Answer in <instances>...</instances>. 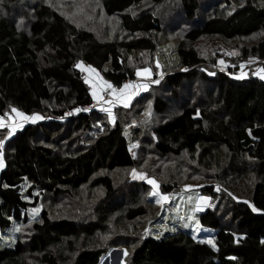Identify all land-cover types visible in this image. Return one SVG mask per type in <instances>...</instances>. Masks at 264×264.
<instances>
[{
	"label": "trees",
	"instance_id": "1",
	"mask_svg": "<svg viewBox=\"0 0 264 264\" xmlns=\"http://www.w3.org/2000/svg\"><path fill=\"white\" fill-rule=\"evenodd\" d=\"M98 1L104 16L118 17L121 33L128 38L110 41L104 33L97 38L80 30L69 21L72 17L62 15L57 0H1L0 117L15 108L26 116L43 118L35 124L24 123L0 145L4 164L0 230L12 221L20 229L14 247L0 250V264H99L108 248H98L97 238L109 232L121 238L124 232L116 226L133 224L148 213L140 196L148 189L144 183L131 181L117 188L108 175L143 164L142 158L136 160L132 154L139 155L138 150L129 149L130 120L125 126L116 120L112 126L95 109L81 67L95 69L115 88L135 81V69L140 67L128 66L125 56L154 50L155 35L165 33L168 26L176 29L167 24L175 8H164L169 0ZM173 1L180 10L175 18L191 25L185 32L187 42L243 41L262 35L251 56L264 62V0ZM142 6L146 8L141 10ZM61 7L66 8L63 2ZM20 16L18 26L15 20ZM177 55L183 70L167 77V85L178 91L182 82L200 75L207 84L213 82L196 50L182 46ZM215 81L216 91L205 94L195 106L169 111L161 99H155L152 111L157 125L152 135L138 141H145L150 149L143 156L151 153L170 159L186 152L204 169L217 167L224 156L232 172L239 166L243 173H251L250 204H231L228 215L235 233L221 226L216 212L199 215L201 226L216 232L215 249L184 232L161 239L142 235L126 264H264V80L238 81L222 72ZM142 96L137 95L127 107H115L130 113ZM177 187L162 184L161 194ZM96 188L104 191L103 197L81 223L71 217L53 220L44 207L48 197L54 203L71 201L81 198L84 190ZM211 190L207 189L209 194ZM37 205L40 213L31 220L27 211ZM152 206L155 213L157 208ZM119 247L130 251L125 244Z\"/></svg>",
	"mask_w": 264,
	"mask_h": 264
},
{
	"label": "rangeland",
	"instance_id": "2",
	"mask_svg": "<svg viewBox=\"0 0 264 264\" xmlns=\"http://www.w3.org/2000/svg\"><path fill=\"white\" fill-rule=\"evenodd\" d=\"M23 1L24 0H20V2ZM57 1L58 8H60L62 15L67 19L72 17L69 21L76 24L80 30L89 31L97 38H99L100 33H104L110 38V41L129 37L128 34L121 33L118 17L108 18L101 13L98 0H76L75 3L68 0ZM62 2L63 7L66 8L61 7ZM75 7H77V10H75ZM168 7L171 8V11L173 8H175V10L174 13H172V21L167 24L176 26V29L171 30L170 26H168L165 29V33H160L159 36L155 35L154 50H144L125 56L128 66L131 68L140 67L135 69V81L127 83L134 87L127 89L126 93H136L132 96L128 105L131 104L137 95L143 94L141 98L137 99L138 101L133 111L125 113L123 109H117L115 106L120 99H117V96L113 95L112 89L104 87L103 82L106 81H104L98 73L88 71L87 67H81L83 70L82 76L84 80L87 81L86 84L91 94L93 90H96L98 96L102 97V99H98L96 100L97 102L94 103L95 109L104 114L106 120L112 126L116 123V120L123 121V126H125L126 121L130 120L127 127V135L130 141L129 149L131 152L134 148L138 150L139 155L137 152L132 153L133 156H136V160L140 158L143 159V164L133 168L136 170L137 174L144 173L148 178L154 179L157 182V190L160 194V187L162 184L174 183L178 186L171 193L161 194L166 196L167 199L161 203H157L156 201L159 199V196L149 195V193L153 191L152 186L146 180L133 179V169L109 173L108 175L111 176V180L117 188L123 185L128 186L133 184L131 181H138L147 186V191L141 192L140 196L143 195L144 197V199L141 197V200L148 213L133 224L116 226L117 230L124 232L121 238L115 237L111 232L105 237L99 236L97 238L99 239L98 248H103L104 246V248H108L107 253L101 258L99 264H102L113 250L123 251V257L121 259L122 253L118 254L117 251H115L112 253L113 256L111 255L108 264H118L120 259L121 264H126V262L124 263L126 257L130 256L133 250L141 243L143 239V237H141L142 235H144L145 238L161 239L166 235L184 232L190 234L194 239L209 244V240L214 242L216 232L215 230L201 226L199 221L200 214L207 210L216 212L220 218L221 226L234 232V224L228 215L231 204L233 202L250 204L253 184L251 173L249 171L243 173L242 169L240 171L239 166L235 168L236 172H232L229 166L230 164L228 165L225 163L227 158L224 156L219 165L211 169L198 167L195 159L186 152H183L179 157H171L170 159H160L158 155H153L151 153L144 154L145 157L143 156V153H149L150 149L145 141H138V139L143 137V135L145 137L146 135H152L153 127L157 125V115H154L152 111V103L155 99H161L162 103L166 105V110L169 111H174L179 107L186 108L187 106H195L201 97H205V94L216 91L214 87L216 83V74L222 72L227 73L229 78L243 81L244 79L260 78L261 73L259 70L264 69V62L251 56L252 47L257 44L262 35L256 34L247 38L248 40L245 39L243 41H222L218 38H213L201 39L196 42H187L184 39L186 35L185 32L191 28V25L180 18H175L180 10L173 0H169L164 4V8L170 11ZM145 8L146 6H142L141 10ZM28 16L27 13L24 17ZM21 17L23 16L15 20L18 26L20 24L18 21ZM182 46L196 50L199 57L204 60L202 68H204V71H209V78L213 80V82L210 83L211 87H209L210 84H207L204 79L201 78V75L197 79L185 80L182 82L178 91H175V89L166 84L165 80L167 77L183 70L177 55V50L180 47L182 48ZM221 61H223V63H220ZM157 63L159 67H157ZM242 64L244 65L243 68H241ZM145 68L150 70V78L146 79L143 76L138 77L136 75L137 70H143ZM204 71L202 70L201 73H205ZM96 81L100 85L99 89L95 88ZM147 83L150 85V88L145 93H142L143 89L135 88L136 85ZM121 88H123V86L115 89L119 91ZM174 92H177L176 98L173 97ZM106 108L111 109V120L108 113L102 110ZM9 117H11V119H9ZM3 118L4 126L0 127V137L3 141L6 140V137L7 139L9 138V124H15L17 122L23 125L24 123L35 124L40 121H19V118H17L12 111L5 114ZM160 120H165V118ZM20 128L21 127L17 128L16 131ZM16 131L12 135H14ZM0 158L3 160L2 151H0ZM2 168H0V170H2ZM208 188L212 189L211 194L208 193ZM103 193L104 191L98 188L95 190L87 189L82 192L81 198L71 201L62 200L55 203L51 197H48L44 202V207L53 220L71 217L74 218L76 223H81L85 221L86 218H89L93 206L100 201L103 197ZM144 201L148 203V205H146ZM151 204L153 205L152 207L157 208L155 213L151 211ZM198 204L200 205V210L194 211ZM37 208L39 212L32 211ZM68 212L78 216V218ZM39 213V205L34 208H29L27 211L28 217L31 220L37 219ZM185 225H187V227ZM19 230V224L15 221H12L8 228L0 230V250L14 247L19 237ZM120 244H125L127 248H130L127 255H125L126 251L122 247H119Z\"/></svg>",
	"mask_w": 264,
	"mask_h": 264
},
{
	"label": "snow or ice",
	"instance_id": "3",
	"mask_svg": "<svg viewBox=\"0 0 264 264\" xmlns=\"http://www.w3.org/2000/svg\"><path fill=\"white\" fill-rule=\"evenodd\" d=\"M220 63H223V61H221ZM157 67H159L158 63H157ZM243 67H244V65L242 64L241 68H243ZM88 71L95 72V69H92V68L89 67ZM259 72L261 73L260 78L264 79V69H260ZM136 75L138 77L139 76H143V77H145L147 79V78H150L151 72H150L149 69L145 68L143 70H137ZM103 85L106 88L112 89L113 95H116L117 99H120L125 107L128 106V103L132 99V96L135 95V92L126 93L127 89H129L131 87H134L131 84H125L123 86V88L119 89V91L117 89L113 88L112 85L108 84L107 82H103ZM135 88H137V89H146L147 88V84L136 85ZM101 90H103V89H101ZM92 97H93V100L102 99V97L98 96L96 90H93ZM110 103H113V102H110ZM102 110L108 113L109 118L111 120L112 119L111 109L110 108H106V109H102ZM76 111L79 112V111H81V109H76ZM83 111H88V109H83ZM12 112L15 113V116L17 118H19V121H25L26 122V121L31 120L32 122H35L36 120H39V119L43 118V117H40L38 115L26 116L23 112H20L19 110L15 109V108L12 109ZM3 119H4L3 117H0V127L4 126ZM9 119H11V117H9ZM22 126H23V124L20 123V122H17L15 124H9V126H8V128H9L8 135L11 136L16 131L17 128L22 127ZM5 139H7V137ZM3 143H4V141L0 140V145H3ZM3 166H4L3 165V160H2V158H0V168H2ZM132 177H133V179L146 180L152 186L153 191L150 192L149 195L150 196H159V199L156 201L157 203H161L162 201L167 199L166 196H163V195H161L158 192V190H157L158 189V185H157V182L154 179L148 178L144 173L137 174L135 169H133V171H132ZM250 207H252V210L254 212L258 211L254 206L250 205ZM199 210H200V205L198 204L197 207L194 209V211H199ZM32 211L33 212H39V209L38 208L37 209H33ZM185 226L187 227V225H185ZM208 243L211 244L212 247L215 249L216 246H215V244H214V242L212 240H209ZM262 243H264V241H262ZM125 255H127V252H125Z\"/></svg>",
	"mask_w": 264,
	"mask_h": 264
},
{
	"label": "crops",
	"instance_id": "4",
	"mask_svg": "<svg viewBox=\"0 0 264 264\" xmlns=\"http://www.w3.org/2000/svg\"><path fill=\"white\" fill-rule=\"evenodd\" d=\"M152 82V81H150ZM149 83V82H148ZM147 83V89H143V92L142 93H145L149 88H150V85ZM95 88L99 89L100 88V85L99 83L96 81V84H95ZM142 91V90H141ZM136 94V93H135ZM97 102L96 100H94L93 103ZM116 106H124L123 103L121 102V100L118 101V103L116 104ZM95 107V106H94ZM114 107V106H113Z\"/></svg>",
	"mask_w": 264,
	"mask_h": 264
},
{
	"label": "water",
	"instance_id": "5",
	"mask_svg": "<svg viewBox=\"0 0 264 264\" xmlns=\"http://www.w3.org/2000/svg\"><path fill=\"white\" fill-rule=\"evenodd\" d=\"M115 251H117V250H115ZM114 250L110 253V255L103 261V263L102 264H108V262H109V259L111 258V255H112V253L113 252H115ZM117 253H119V251H117Z\"/></svg>",
	"mask_w": 264,
	"mask_h": 264
},
{
	"label": "bare ground",
	"instance_id": "6",
	"mask_svg": "<svg viewBox=\"0 0 264 264\" xmlns=\"http://www.w3.org/2000/svg\"><path fill=\"white\" fill-rule=\"evenodd\" d=\"M203 22V21H202ZM131 81H128V82H126V84L127 83H130ZM234 224V223H233ZM230 228V227H229ZM235 230V229H234ZM122 253V254H121ZM118 254H121V259H122V257H123V251H119V253ZM109 255V254H108ZM113 256V255H112ZM118 256H120V255H118ZM116 258V257H115ZM121 259H120V262H118V264H121ZM119 260V259H118Z\"/></svg>",
	"mask_w": 264,
	"mask_h": 264
}]
</instances>
